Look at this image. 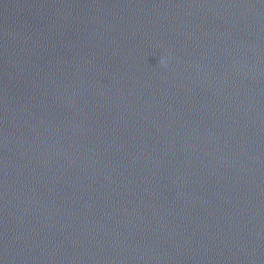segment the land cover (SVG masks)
I'll return each mask as SVG.
<instances>
[{"label":"water","instance_id":"1","mask_svg":"<svg viewBox=\"0 0 264 264\" xmlns=\"http://www.w3.org/2000/svg\"><path fill=\"white\" fill-rule=\"evenodd\" d=\"M0 264H264V0H0Z\"/></svg>","mask_w":264,"mask_h":264}]
</instances>
